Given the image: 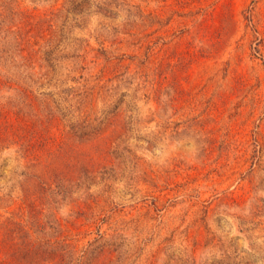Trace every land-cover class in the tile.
Here are the masks:
<instances>
[{
  "label": "rangeland",
  "instance_id": "rangeland-1",
  "mask_svg": "<svg viewBox=\"0 0 264 264\" xmlns=\"http://www.w3.org/2000/svg\"><path fill=\"white\" fill-rule=\"evenodd\" d=\"M0 264H264V0H0Z\"/></svg>",
  "mask_w": 264,
  "mask_h": 264
},
{
  "label": "trees",
  "instance_id": "trees-1",
  "mask_svg": "<svg viewBox=\"0 0 264 264\" xmlns=\"http://www.w3.org/2000/svg\"><path fill=\"white\" fill-rule=\"evenodd\" d=\"M26 101H27V104L29 105V101H28V99H27ZM22 103H24V100H23ZM50 248L53 249V253H52V255H51L52 257H50V258H52V260L55 261V260L58 258V257H57L58 255L55 254L54 250H57V251H58L59 248H58V247H52V246H51ZM51 251H52V250H50V252H51ZM59 255H60V253H59Z\"/></svg>",
  "mask_w": 264,
  "mask_h": 264
}]
</instances>
